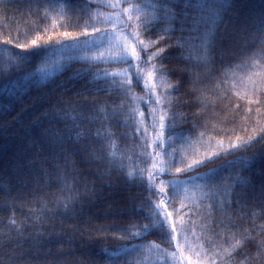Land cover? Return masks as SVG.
<instances>
[{"label":"trees","instance_id":"trees-1","mask_svg":"<svg viewBox=\"0 0 264 264\" xmlns=\"http://www.w3.org/2000/svg\"><path fill=\"white\" fill-rule=\"evenodd\" d=\"M217 2L225 5L223 22L210 62L201 69L197 91L191 90L185 72L195 61L184 57H195L198 42H189L194 49L191 53L176 47V40L181 37L180 23L176 22L172 25L177 29L171 33L172 39L160 44L167 49L157 61L158 69L164 73L155 77L157 91L159 95L170 93L165 96L166 101L171 100L169 115L172 119L168 123L179 134L170 147L166 134L164 151L172 153L175 149L177 160L183 155L190 161L198 153H204L209 142H222L227 146L238 136L246 138L252 134L257 120L264 123V105L249 103L264 99V90L252 93L250 79H256L253 74L258 69L253 66L254 61L264 66V58H260L258 52L261 45L254 41V25L264 18V0ZM84 3L86 0H73L71 11L61 14V8L56 7L45 16L43 4L38 8L35 0H0V264H124L137 253L123 260H109L104 250L117 251L131 243H155L160 248H168L155 232L134 241L128 238L130 231H138L148 223L144 219L148 213L149 201L144 199L147 193L138 180L129 181L126 173L133 161H137L136 153L143 151L140 145L145 125L152 132V120L148 116L149 106L155 103L154 97H150L142 85L143 79H134L131 89L134 99L107 89L106 82L95 79L103 76L102 70L107 65L64 51L67 45L88 39L81 35L87 16L77 19L80 13L76 6ZM164 27V23L155 25L152 39H156ZM88 30L91 31L90 26ZM64 32H71L78 39L64 40ZM183 35L187 37L188 33ZM37 36L41 37V44L51 36L49 43L54 49L47 55L41 50L20 64L15 54H23L25 50L15 47V43L30 42ZM5 39L13 43L5 45ZM56 40L63 41V46L56 45ZM253 53H256L255 58ZM52 67V74L42 73L43 69ZM113 67L124 69L127 65ZM131 75L135 77V71ZM181 75L185 78L183 84L180 83ZM168 84L176 90L167 89ZM122 102L124 108L115 117L104 121L98 116L97 120L89 122V115H96L93 106L107 104L111 112ZM73 103L85 105L73 115L84 116V127L78 131L86 129L87 138L82 136L77 140L76 131L69 132L72 122L62 119L64 111L61 109ZM164 107H169L167 102ZM130 109L145 115L128 119ZM54 112L57 115H53ZM102 124L105 131L112 133L117 156H132L131 161L124 160V171L119 170V164L110 168L104 140L95 137ZM136 124L140 126V135H134ZM201 132L204 133L202 140ZM139 160L143 162L138 166L145 169L152 163L144 157ZM228 161L234 164L229 166ZM245 161L247 168L242 167ZM220 165H224L223 177H240L239 186L233 189L234 203L224 212L214 208L210 218L204 206L218 203L220 192V180L211 182L217 199L202 200L199 207L189 205L195 214L190 217L188 239L195 248L203 247L211 254L218 246L226 247L231 243L233 232L244 233L250 237V243L234 254L238 262L243 259L241 253L253 254L255 245L264 240V210L259 199L260 186L264 182V141L229 155L222 153L214 163L179 178L187 180L188 176L196 177ZM169 172L171 175L160 179L168 180L177 175L175 167ZM195 184L203 186L204 182L189 184L190 191L181 190L179 196H199L201 189ZM208 190L203 188V191ZM66 198H74L67 209L63 207ZM237 200L241 203H236ZM180 207V199L169 205L170 209ZM193 230L194 236L191 235ZM21 252L25 253L23 259H20ZM157 255L152 259L156 260ZM160 261L163 264L162 255Z\"/></svg>","mask_w":264,"mask_h":264},{"label":"snow or ice","instance_id":"snow-or-ice-1","mask_svg":"<svg viewBox=\"0 0 264 264\" xmlns=\"http://www.w3.org/2000/svg\"><path fill=\"white\" fill-rule=\"evenodd\" d=\"M35 3L38 8L41 3L43 4L45 16L55 11L56 7L61 8V14L65 11H71L73 7V0H35ZM76 7L80 13L77 16L78 20L85 15L87 16V19L84 20V30L81 35L91 38L85 40V44L90 45V50L95 49V54L91 57V60L107 65L102 70L103 76L95 77L96 81L106 82L107 89L116 91L129 99H134V94H131L134 79H144L147 93L150 94V97L155 98L154 106L150 108L148 116L152 120V132H149L148 126L145 125L144 137L140 145L143 151L136 153L137 161H133L126 173V178L129 181L138 180L142 189L147 193L144 199L149 201L147 204L148 213L144 216V219L148 223L143 225L138 231H130L128 238L134 241L155 232L161 242L168 245V248H160L155 243L146 245L131 243L117 251L109 252L104 250L107 258L109 260H123L125 256L137 253L134 259H127L124 264H161V255L163 256V264H168L169 260L171 264H185V260H187V264H264V240L255 245L256 251L253 254L244 255L241 253L243 259L237 262L234 254L250 243V237L244 233L233 232L232 237H230L232 242L228 243L226 247L218 246L211 254L205 248H195L189 243V224L192 223L190 217L195 214L193 207L189 205L199 207L202 200L212 201L217 199V192L211 190V182L219 179L218 203H209L204 207L207 209V214L210 218L214 208L224 212L234 203L232 199L233 189L239 186L240 177L237 176L235 179L231 176L223 177L221 173L224 171V165H220L218 168H209L207 172L199 173L196 177L188 176L187 180L179 178L180 175H187L189 172L198 171L199 168L207 167L208 164L214 163L221 158L222 153L229 155L235 150L246 149L254 143L264 141V123L257 120L253 126L252 134L246 138L238 136L236 141H230L227 146L222 142L215 144L209 142L208 149L204 153H198L190 161L187 156L183 155L180 160H177L175 158V149H173L172 153L164 151L166 134H168V147L171 146L172 142H175L179 135L168 123L172 119L169 115L171 112V100L166 101L165 96L170 95V93L157 95V85L153 82L156 76L164 75L158 69L157 61L163 58L167 46L160 47V44L166 39H172L171 33L177 31L172 25L179 22L180 28L178 30L181 33V37L177 38L176 47L181 50L187 49L191 53L194 49L189 42L193 40L198 42L195 46V57L193 58L191 55L184 57L185 60L194 59L195 61L191 67L185 69V72L191 82V90H198L197 85L201 83V69L210 62L211 54L216 48L217 33L220 23L223 22L225 5L218 3L217 0H147V2H144V0H141V2H137V0H86V3ZM101 9H107V11H101ZM160 23L166 24V27L159 30L156 39H152L153 29L155 25ZM89 26L91 31L88 30ZM254 29V41L261 45L258 49L259 57L264 58V18L254 25ZM185 32L188 33L187 37L183 35ZM63 39L77 40L78 37L73 36L71 32H64ZM40 40L41 37L37 36L30 42H16L15 47L25 51L23 54L16 53L15 60L23 64L27 62L29 56L36 55L41 50L47 55L49 51L54 49V45L49 43L52 40L51 36L42 44ZM3 43L5 45L12 44L13 40L5 39ZM55 44L62 47L63 41L56 40ZM252 55L254 58L256 57V53ZM119 64L127 65V67L124 69L113 67ZM253 66L258 69L253 74L256 79L250 77L251 91L256 94L264 90V66L255 64V61ZM109 68L113 70L110 71ZM133 71L136 73L135 77L131 75ZM184 82L185 78L181 75L180 83L183 84ZM148 85H151V87L149 88ZM167 89L176 90L172 84H168ZM77 95H82V93H77ZM166 102L169 105L168 108L164 107ZM249 103L264 105V99L250 100ZM84 106L73 103L61 109L64 111L62 119L72 122L69 132L76 131L77 140L82 136L87 138L89 135L86 129L78 131V129L84 127L82 123L84 116L73 115L78 108ZM123 108V102L114 107L111 112L107 110V104L93 106L96 115H89L88 120L91 123L100 116L106 121L109 117H115ZM256 111L259 115L260 108L257 107ZM53 115H57V113L54 112ZM144 115L142 112H137L136 109H130L128 119H133L136 116L143 117ZM59 119L58 117V122ZM135 127L136 132L134 135H140L139 124H136ZM152 133H155V139H152ZM203 135L204 133L201 132V140ZM111 136L112 133L105 131L103 124L95 133L97 139L103 138L104 140L110 168L119 164V170L124 171L126 167L124 160L131 161L132 156L125 157L123 154L117 156V144L111 139ZM82 147L86 148L87 145ZM156 148L161 151H156ZM147 149H153V151L149 152ZM140 157L151 160L150 167L145 169L138 166L139 163L143 162L139 160ZM237 159L239 160L240 158ZM227 163L229 166L234 164L233 161H228ZM172 167H175L177 175L168 180L160 179L162 176L171 175L169 169ZM242 167L247 168L248 163L245 161ZM145 173L147 174L146 176ZM262 173H264V170H262ZM201 180L204 182L203 186L195 184L196 188L201 189L199 196H179L181 190L185 193L190 191L188 188L189 184H194L196 181ZM203 188H208L209 190L203 191ZM88 194L90 195L91 193L89 192ZM225 196L228 198L225 199ZM73 199L66 198L63 207L65 209L69 208L73 203ZM176 199H180L181 207L170 209V203ZM259 199L262 210H264V182L260 186ZM186 200L189 203L186 204ZM235 202L241 203L240 200ZM58 208L59 204H57V210ZM54 214L55 210L53 211ZM227 219L230 220L231 218L228 217ZM12 223L15 224V221ZM209 223L211 224V220ZM191 235H195L194 230ZM17 247H22V245H17ZM186 252L190 256H195L196 259L193 260L190 256H185ZM154 254H159L156 260L152 259ZM24 255L25 253L21 252L20 259H23Z\"/></svg>","mask_w":264,"mask_h":264},{"label":"rangeland","instance_id":"rangeland-1","mask_svg":"<svg viewBox=\"0 0 264 264\" xmlns=\"http://www.w3.org/2000/svg\"><path fill=\"white\" fill-rule=\"evenodd\" d=\"M103 11H106V10H103ZM88 39H91V38H88ZM64 51L66 52H74L75 54H78L77 56H82L84 58H87V59H91V57L95 54V49H91L90 50V45H86L85 44V41H82V42H78V43H72L70 45H67V47L64 48ZM54 71V67L52 68H45L42 70V73L46 76H48L49 74H52ZM155 84H157L156 82V79L154 78V81H153ZM143 83L142 85L145 86V80L143 79ZM151 87V85H149ZM149 87V88H150ZM146 89V86L144 87ZM157 95L158 94V91H157ZM155 100V98H153ZM150 107L149 106V111H150ZM188 254V253H187ZM186 256V255H185ZM188 256H190L188 254ZM191 259H193V256H190ZM195 260V258L193 259ZM186 264H187V260H185Z\"/></svg>","mask_w":264,"mask_h":264}]
</instances>
